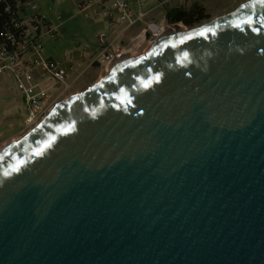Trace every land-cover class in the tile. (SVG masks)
<instances>
[{
	"label": "water",
	"instance_id": "1",
	"mask_svg": "<svg viewBox=\"0 0 264 264\" xmlns=\"http://www.w3.org/2000/svg\"><path fill=\"white\" fill-rule=\"evenodd\" d=\"M241 5L0 148V264H264V7Z\"/></svg>",
	"mask_w": 264,
	"mask_h": 264
},
{
	"label": "built area",
	"instance_id": "2",
	"mask_svg": "<svg viewBox=\"0 0 264 264\" xmlns=\"http://www.w3.org/2000/svg\"><path fill=\"white\" fill-rule=\"evenodd\" d=\"M170 1L174 0H155L154 5L149 7L148 0H87L85 6L98 8V13L106 20L109 32L108 38L89 59L87 67L96 65L106 68L114 64L123 53L137 51L139 44L146 38L151 44L163 36L166 27L172 24L166 17L155 19L148 17V14ZM26 3L17 4L25 6ZM176 5L181 6L179 3ZM14 27L16 30L0 32V74L8 73L16 82L26 113L22 124L28 131L48 113L52 102L68 92L70 84L83 72L78 73L70 82L69 74L76 70V66L80 67L79 61L70 57L67 66L43 56L42 37L52 36L56 32V26H52L44 16L22 18ZM134 27L136 31L128 33Z\"/></svg>",
	"mask_w": 264,
	"mask_h": 264
},
{
	"label": "rangeland",
	"instance_id": "3",
	"mask_svg": "<svg viewBox=\"0 0 264 264\" xmlns=\"http://www.w3.org/2000/svg\"><path fill=\"white\" fill-rule=\"evenodd\" d=\"M82 0H26L23 11H19L21 18H29L33 15L44 16L52 26H56V32L52 36L45 35L41 39L42 54L58 60L69 66L70 57L80 62V67L72 71L69 81L78 73L82 75L70 84V89L60 99L70 94L79 92L94 83L108 72V68L92 65L87 67L88 58L86 55L91 53V47L99 36H108V25L106 20L99 13L94 12V8L79 11ZM155 0H148L150 5ZM247 0H174L166 5L188 8L193 3L200 4L209 15L199 24L192 27L185 26L188 29L209 22L218 16L224 15ZM176 3V4H175ZM96 12H98V8ZM163 14H161V17ZM159 17V18H161ZM158 18V19H159ZM157 19V18H156ZM178 24V23H176ZM172 24V25H176ZM136 28L130 29L128 33H134ZM95 39V40H94ZM152 41V40H151ZM150 41V42H151ZM90 43V44H89ZM149 44L147 38L137 48L138 53L142 54ZM80 53H83L80 56ZM94 56V55H93ZM92 56V57H93ZM91 58V57H90ZM117 64V63H115ZM115 64L111 65L114 66ZM84 70V71H83ZM26 113L22 106L21 95L17 89L14 78L8 73L0 74V148L21 137L27 132V127L22 124Z\"/></svg>",
	"mask_w": 264,
	"mask_h": 264
},
{
	"label": "trees",
	"instance_id": "4",
	"mask_svg": "<svg viewBox=\"0 0 264 264\" xmlns=\"http://www.w3.org/2000/svg\"><path fill=\"white\" fill-rule=\"evenodd\" d=\"M25 1L0 0V32L16 30L15 23H19L22 19L19 11L24 10V6H19L17 3L23 4ZM165 17L170 24L182 23L189 27L209 19V15L198 3H193L188 8L182 6L167 8Z\"/></svg>",
	"mask_w": 264,
	"mask_h": 264
},
{
	"label": "crops",
	"instance_id": "5",
	"mask_svg": "<svg viewBox=\"0 0 264 264\" xmlns=\"http://www.w3.org/2000/svg\"><path fill=\"white\" fill-rule=\"evenodd\" d=\"M87 3V0H82L81 1V3H80V8H79V11L81 12V11H84V10H86V9H91V8H94V12L95 13H98V12H96L97 11V9L95 8L96 6H92V7H86L85 6V4ZM154 3H155V1L152 3V4H150V5H148L149 7H151V6H153L154 5ZM169 3V2H168ZM201 4V3H200ZM179 6V5H178ZM170 7H173V6H171V5H169V6H167V5H165L164 7H162V8H158V9H156V10H154V11H152V12H150L149 14H148V17H150V18H159V17H161V14H163V16L162 17H165V14H166V9L167 8H170ZM106 38H108V36H99V37H97L96 38V40H95V44H93L92 45V47H91V53H89V54H87L86 55V58H85V60L88 58V60L90 59V57H92L95 53H96V51H97V49H98V47L101 45V43L106 39ZM90 44V43H89ZM46 58H51V57H49V56H45Z\"/></svg>",
	"mask_w": 264,
	"mask_h": 264
},
{
	"label": "snow or ice",
	"instance_id": "6",
	"mask_svg": "<svg viewBox=\"0 0 264 264\" xmlns=\"http://www.w3.org/2000/svg\"><path fill=\"white\" fill-rule=\"evenodd\" d=\"M254 4H259L261 7H264V0H253V4H244V5H241V7L242 8L243 7H252V6H254ZM251 23H252V21L250 19H244L240 23L234 24L233 26L234 27H237V28H240L241 24H251ZM253 30L255 31L256 29H253ZM210 31H212V30L209 29V28H202L200 30V32L198 33V35L205 36ZM212 34L214 35L215 33L213 32ZM181 42H183V41H181ZM156 79L158 80V76L156 77ZM141 83L143 84L144 87H148L149 86L144 81H141ZM121 92H123V89H121ZM50 143H51V141L45 143L44 144V147L45 148L49 147L50 146ZM42 151H43V149H40L35 154L36 155H39V154H41ZM19 167H20V164H15V165L11 166V171H13V172L18 171L19 170ZM4 175L7 176L8 175V172H5Z\"/></svg>",
	"mask_w": 264,
	"mask_h": 264
},
{
	"label": "bare ground",
	"instance_id": "7",
	"mask_svg": "<svg viewBox=\"0 0 264 264\" xmlns=\"http://www.w3.org/2000/svg\"><path fill=\"white\" fill-rule=\"evenodd\" d=\"M183 30H187V28L186 27H184L182 24H180V23H178V24H176V25H172V26H169L168 28L166 27V29H165V31H166V33L164 34V35H167V34H171V33H176V32H179V31H183ZM163 35V36H164ZM163 36H161V37H163ZM139 39H141V37L139 38ZM150 43L148 44V46H147V48H146V50L150 47ZM145 50V51H146ZM144 51V52H145ZM143 52V53H144ZM138 55H140V53H138L137 51H135V52H132V53H123L122 55H120L119 57H118V60L116 61V62H114V64L115 63H119V62H122V61H124V60H126V59H132V58H134V57H136V56H138ZM111 65H113V64H111ZM111 65H108L107 67H106V69L108 68V72L113 68V66H111ZM98 80V79H97Z\"/></svg>",
	"mask_w": 264,
	"mask_h": 264
}]
</instances>
